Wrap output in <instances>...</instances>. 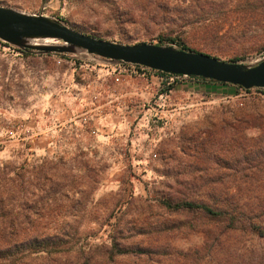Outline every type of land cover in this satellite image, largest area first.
Wrapping results in <instances>:
<instances>
[{"label":"rangeland","instance_id":"rangeland-1","mask_svg":"<svg viewBox=\"0 0 264 264\" xmlns=\"http://www.w3.org/2000/svg\"><path fill=\"white\" fill-rule=\"evenodd\" d=\"M0 5L125 44L181 49L183 43L244 65L264 56V0ZM37 45L63 42L0 39V205L7 217L30 233L74 235L59 256L112 237L132 250L104 264H216L227 245L259 246L255 239L230 238L203 256L213 226L191 213H168L159 203L213 187L247 205L264 196V88L172 79Z\"/></svg>","mask_w":264,"mask_h":264},{"label":"trees","instance_id":"trees-1","mask_svg":"<svg viewBox=\"0 0 264 264\" xmlns=\"http://www.w3.org/2000/svg\"><path fill=\"white\" fill-rule=\"evenodd\" d=\"M178 45L181 49L188 50L183 43ZM159 73L172 77L165 72ZM195 79L227 85L202 77ZM234 195L235 193H229L226 188L213 187L203 193H196L193 197L164 198L159 205L168 213L186 212L197 215L213 226V232L209 233L207 242L200 251L203 256L216 254L218 245H222L230 238H237V241L242 239L258 241L259 246L251 245L242 251H238L232 247L233 245H227L230 251L224 257H220L216 264H264V196H258L251 205H247V202L234 198ZM5 212V207L1 204L0 264H104L110 263L116 256L132 252L130 249L122 248L116 237H112L109 244L101 243L81 249L73 257L59 256V253L67 250L64 246L70 243L74 235L62 234L60 231L54 233L23 231L21 222L7 217ZM136 251L141 253L144 249L138 248ZM38 259L43 262H39Z\"/></svg>","mask_w":264,"mask_h":264},{"label":"water","instance_id":"water-1","mask_svg":"<svg viewBox=\"0 0 264 264\" xmlns=\"http://www.w3.org/2000/svg\"><path fill=\"white\" fill-rule=\"evenodd\" d=\"M0 39L18 45L29 40L62 41L37 45L44 51H84L112 62L140 64L171 75L202 77L220 83L264 88V56L256 64L225 61L203 52L153 43L125 44L77 31L54 18L0 5Z\"/></svg>","mask_w":264,"mask_h":264},{"label":"built area","instance_id":"built-area-1","mask_svg":"<svg viewBox=\"0 0 264 264\" xmlns=\"http://www.w3.org/2000/svg\"><path fill=\"white\" fill-rule=\"evenodd\" d=\"M123 64L129 65V66L134 67V68L137 67V68H139L142 71H145V70H147V71H157V70L150 69V68H148L146 66H143V65H140V64H131V63H123ZM169 75H171V74H169ZM171 76H172L171 77L172 79H179V78L182 77L181 75H176V76L175 75H171ZM20 127H22V125H20Z\"/></svg>","mask_w":264,"mask_h":264}]
</instances>
